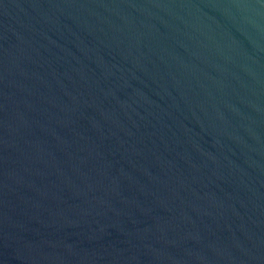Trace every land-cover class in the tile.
Masks as SVG:
<instances>
[{
  "label": "water",
  "instance_id": "1",
  "mask_svg": "<svg viewBox=\"0 0 264 264\" xmlns=\"http://www.w3.org/2000/svg\"><path fill=\"white\" fill-rule=\"evenodd\" d=\"M0 264H264V0H0Z\"/></svg>",
  "mask_w": 264,
  "mask_h": 264
}]
</instances>
